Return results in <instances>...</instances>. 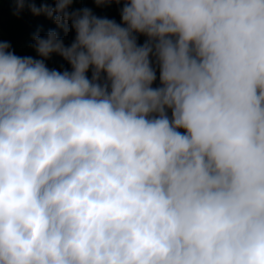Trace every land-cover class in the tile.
I'll return each mask as SVG.
<instances>
[{"label": "clouds", "instance_id": "obj_1", "mask_svg": "<svg viewBox=\"0 0 264 264\" xmlns=\"http://www.w3.org/2000/svg\"><path fill=\"white\" fill-rule=\"evenodd\" d=\"M94 4L0 41V264H264V0Z\"/></svg>", "mask_w": 264, "mask_h": 264}, {"label": "trees", "instance_id": "obj_2", "mask_svg": "<svg viewBox=\"0 0 264 264\" xmlns=\"http://www.w3.org/2000/svg\"><path fill=\"white\" fill-rule=\"evenodd\" d=\"M25 3H34L37 7L40 4L54 5L55 0H25ZM16 0H0V41L7 40L10 42L15 54L32 55L35 53L28 47L32 42L31 37L33 33L39 30L41 36L45 35L49 29H55V24L47 19L44 15L33 16L27 8H25L19 16L13 15ZM74 6L90 7L98 16H107L110 19H115L117 23L120 22L118 7L113 4L109 8L95 7L94 0H74ZM59 35L64 39L66 45L70 44L74 37V32L70 29L67 36L60 30H57ZM144 37H139L138 43H143ZM49 68H56L61 70L69 66L62 58L55 54L52 58L46 61ZM89 77L91 73H88ZM158 75V74H157Z\"/></svg>", "mask_w": 264, "mask_h": 264}]
</instances>
